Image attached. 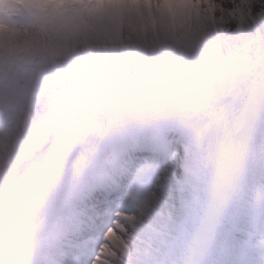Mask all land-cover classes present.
Segmentation results:
<instances>
[{
	"label": "snow or ice",
	"instance_id": "1",
	"mask_svg": "<svg viewBox=\"0 0 264 264\" xmlns=\"http://www.w3.org/2000/svg\"><path fill=\"white\" fill-rule=\"evenodd\" d=\"M213 96L237 121L222 141L235 145L240 135L253 133L259 144L251 158L237 148L227 164L207 165L202 157L182 153L173 119L153 122L127 112H103L120 130L114 147L126 158L127 175L158 190L161 207L131 237L124 235L126 227L124 233L117 228L122 224L117 212L105 221L106 212L86 210L72 264H264V86L255 110L234 84L214 89ZM81 196L105 210L115 190L97 181ZM109 232L121 236L124 250L111 245ZM92 239L95 247H89ZM106 245L116 255H108Z\"/></svg>",
	"mask_w": 264,
	"mask_h": 264
},
{
	"label": "rangeland",
	"instance_id": "2",
	"mask_svg": "<svg viewBox=\"0 0 264 264\" xmlns=\"http://www.w3.org/2000/svg\"><path fill=\"white\" fill-rule=\"evenodd\" d=\"M237 4H239V0H234L232 3H228L226 8L237 7ZM200 8L201 13L205 14V16L203 15V19H200L205 32H200L195 27L197 21L189 23L188 17H186L184 18V22L178 18L180 21L178 20L173 23L174 27L167 37L168 40H161V37L159 38L160 40H157L156 35H153L155 40L152 38L149 43L141 47L144 48V52L142 51L140 53L141 56L138 59L141 62L137 66L139 68L138 77L134 74V65L131 64L130 72L132 74L130 76L134 78L131 85H126L123 81L120 83L117 75L110 77L109 74L111 72L108 73V69L105 70L100 67L101 69L95 72L93 71L92 66L98 60L97 57H102L100 54L105 55L110 53L109 46H91L87 50L88 55L85 56H82L78 50L69 49L70 54L68 57L65 59L62 57V62H60L61 73L49 79L47 82L48 86H55L54 89H48V92L53 91L52 106L55 111L62 112L65 109H74L79 105H96L97 109H94L96 111L107 110L112 113H120L126 112L124 110H129L128 113H131L135 106L143 103V98H147L148 101L153 100L157 105L164 106L165 112L170 113L172 106L170 108L167 106V97L172 93L168 89L173 88L178 94L185 92L183 90L189 92L188 97L179 99L174 104H178L180 107L182 106L184 110L191 109L192 111L202 113L205 111L204 109H208L212 105V102L216 100L213 96V90L222 85H227L229 81H231V85L240 86L236 88L239 94L245 99L246 95L251 92L252 87L257 86L262 78H264V72L262 73L260 70L261 66H255L253 69H249L250 62L255 58V50H257L255 45L259 42H251L250 37L242 32L240 26H238V29H229L228 33H224L223 35H211V31L215 29L214 26L216 24L220 25L224 23L223 21L227 13L222 10L219 3H203ZM214 14L220 16V21L213 18ZM159 21L168 29L170 22L167 21L164 10L163 16H160ZM139 22L142 24L147 23V21L140 19ZM234 23L232 20L231 24L233 25ZM100 27L104 30L103 25H100ZM146 27L148 28L147 24ZM141 30H145L143 26H141ZM103 37H105V34ZM112 38L116 44L114 37ZM157 42H159L158 45ZM46 46H49L48 43H46ZM164 48H167L169 51V60L166 62L162 57L157 59V63L162 64L156 65V69L152 68L150 59L142 60L147 58L148 50L159 53ZM119 49H122L121 46ZM185 51L187 56L186 61H182ZM114 54L115 52L111 50V55ZM233 59H240L238 65L245 67L244 70L246 69L247 72L245 76L241 75L232 81L231 79L236 68ZM84 61H87V64ZM127 62L128 60L123 61L125 65ZM125 69L127 70V68ZM155 70L158 72V76L154 75ZM104 72L108 73L106 79L103 77ZM211 74L215 75L216 78L210 88L203 90L202 86L196 85L198 80H202ZM242 82H245V84ZM101 86H104V95L102 96L97 94ZM107 86H116L117 88H115L114 92L110 90V94L107 95ZM126 86L129 88L128 91ZM150 86H164L165 89L161 87V89L156 88L152 90L155 87ZM120 87L123 91L120 90ZM195 90L198 96L190 97L191 93L192 95L195 94ZM175 96L177 95L175 94ZM99 102L102 104L100 106L101 108L98 107ZM246 102L248 108L256 109L258 98L254 101ZM221 104L218 102V105ZM149 111L154 110L149 109ZM211 124L214 125L210 129V134H207L205 140L198 148L192 149L197 156L200 154L204 162H207L209 156L212 157L210 164L207 165L215 164L219 166L227 164L232 159L233 153L237 148H243L249 158L253 156L259 141L253 133L252 137H249L251 136V132H245L240 135L235 145L222 141L223 134L235 128L237 125L232 109L227 107L226 104L223 106V115H220L217 121L211 122ZM154 194L156 195V193ZM151 199L152 197L149 196L142 204H148ZM147 218L145 216L142 217L144 221Z\"/></svg>",
	"mask_w": 264,
	"mask_h": 264
},
{
	"label": "bare ground",
	"instance_id": "3",
	"mask_svg": "<svg viewBox=\"0 0 264 264\" xmlns=\"http://www.w3.org/2000/svg\"><path fill=\"white\" fill-rule=\"evenodd\" d=\"M143 1L144 0H142V2ZM150 1L151 3L153 2L152 0ZM182 1L183 0H171V2H168L163 0H156V4L154 6H156L155 11L159 16V19L155 17V20H160V15L163 16V7H166V3L170 4L171 7L173 6L172 9L174 14V16L170 14V17L167 15V20L168 18L173 19V17H175L176 21L182 19V21L184 22L185 15L193 16L192 18L195 19L193 22L197 21L195 23V27L200 32H205V29L200 22V19H203V15L205 16V14L201 13V8L198 6L190 8L187 6V4H183ZM210 1L211 2L209 3L211 4L219 3L222 7V10L226 11V5L228 3H232L234 0H216V2L215 0ZM242 1H244L243 3L245 4L244 8L248 6V10L245 12H238L239 19L237 23H234L233 25L231 24L232 19H230V17H232L234 13L229 16L226 14L227 16H225V19L223 21L224 23L221 21V23L223 24H216L214 26L215 29H212L211 31V35H223L224 33H228L229 29H238V26H240L244 34L252 33L254 37L260 39L258 27L259 21H264V0ZM109 2L110 0L107 2V4H109ZM138 2L139 0H118V3L120 4L119 10L114 8V6H110L109 11H107L105 14V11H102L101 13L97 11V14L93 15L96 19L99 18L101 23H107L108 20L106 19H108L109 15H112L111 20L113 18H116L118 20V22L122 26L121 28L123 29L122 35L126 42L125 45L127 46V51L130 50L131 52L130 57H133V55H140V53L144 49L141 47H143L146 43H149L152 38L153 40H155L152 31H150L152 29H148L146 27V24H142L137 20L139 18L136 14L134 6H138ZM91 4H93V8H96V4H94L93 2ZM72 12L75 13L78 11ZM85 13L86 12H84L83 15ZM243 16L247 19H242ZM213 18L220 21V16L214 14ZM81 20L85 24L94 25L92 16L82 18ZM158 22L159 29H157L156 39L160 40L159 38L161 37V40L166 41L171 29L170 27H168L167 29L166 26L162 25L160 21ZM262 24L263 22L261 23V25ZM141 26L144 27V31L141 30ZM4 28H7L8 31L6 29L0 28V42H3V44L6 46L7 43L12 42L15 37H22L24 39L32 38L35 44L40 43L41 40H43L44 42L48 41L51 43V45H53L56 43V40L58 42V39L60 37H66V31L74 32L75 36H79L78 39L83 38L82 40L84 41V43L74 40V36L71 39L68 38V41L72 45H76L79 51H81L84 56L88 55L87 50H89L91 46L105 47L106 45H108L109 41H111L112 39L111 35H113V31L112 33H110L111 35L103 37L100 34L97 35L96 33H90V30H88V32L85 33L86 37L81 38V35L76 33L77 31L74 27L63 31V35L61 34V31H58L57 28L54 29L48 27L44 29L41 25L23 27L15 30H12V28L9 27ZM85 29H87V27ZM11 44L12 43H10L9 45ZM158 44L159 42H157V45ZM111 46L112 48L115 47L114 51L118 50L117 44H112ZM166 50V53H168V49ZM100 55L102 57L106 56V61H111V58L119 56L118 54L111 55V50L108 54ZM54 88L55 86H53V89ZM5 90L8 93L12 92L10 88H6ZM44 97L47 98V100L49 101L48 103L51 104L53 91L47 92ZM40 112L42 113L41 115H45L44 113L47 112V109L40 110ZM21 116L27 125V129H29L30 131L23 130V133L17 137L4 136L0 138V166L2 167L0 168V214L6 213L10 219L15 214L25 216L24 223H20L19 225V231H17V235H20L22 232L24 238L21 244H23L27 249L28 257L32 261L34 258L41 255V246L46 247L47 245L51 246L53 244L50 241H43L39 231L43 227H46L48 220L54 219L57 212V201L59 200V195L56 196V200L54 202L50 200L49 196L50 193L55 190V184H53L51 181L49 183V187H45L43 178H45L44 176L46 175V173L41 169H39L38 174L33 173V175L35 176L33 177V181H31L30 184L23 187L21 186L16 190L13 189L12 184H15V182L17 183L22 176L27 175L31 168H43L42 163L47 159L51 161V174L54 173V171H52L53 169H59L56 177L65 179V182L67 180L66 178H68L67 176H69L72 171H75L74 176H76L77 173L81 170V166L85 165V171H87V174H89L91 169H93V166H96L97 164L91 158L87 157V148L89 147L87 145L92 144V142L90 141H92L94 138L95 140L98 139L99 136L104 133V130H102V126L100 127V123L98 120L93 119L94 123H90L89 116L83 114H73L67 117L55 119V121L45 124L47 125L46 130H41L37 135H32L31 131L35 124L33 116L29 113L21 114ZM171 119H173L175 121V125L181 129L186 130L188 126V131L190 130V125L194 120V118H192L190 115L188 120H186V118L182 116L180 111H176ZM83 126L91 129L90 133L88 134L89 139L86 140L87 142H83V145H81L80 142H76L73 146L71 145L68 150L64 151L63 145L69 142L66 140L68 136L71 138L73 136H76V134L80 133ZM9 132L10 131L0 133V135H6ZM114 133L115 127L108 128L107 134ZM59 143L61 144V146L59 145ZM18 147H20V150L17 149ZM6 152H9L8 156L7 154H5ZM31 188L32 190L30 191ZM17 203L20 204L19 208H17L16 206ZM149 203L150 206L144 207L145 217H149V214H152L150 207L154 206V210H157L161 207V199L158 201L157 199H154ZM147 208H149L150 211ZM26 224L28 225V228L26 227ZM138 229L139 228L134 226H128V237H131V234L135 233ZM25 237H27V240H25ZM47 239L52 241L51 237L49 236H47ZM54 239L55 238H53V240ZM112 241L115 242L116 246H118L119 249H121V238L114 237L112 238ZM113 255L116 254L113 253ZM118 258L119 257L117 256V259Z\"/></svg>",
	"mask_w": 264,
	"mask_h": 264
}]
</instances>
